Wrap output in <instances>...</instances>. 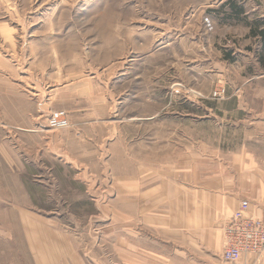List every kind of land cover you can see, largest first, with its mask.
<instances>
[{
    "label": "rangeland",
    "instance_id": "obj_1",
    "mask_svg": "<svg viewBox=\"0 0 264 264\" xmlns=\"http://www.w3.org/2000/svg\"><path fill=\"white\" fill-rule=\"evenodd\" d=\"M234 4L244 14L237 17ZM255 19H264V0H0L9 39L0 41V113L2 103L9 112L10 102H23L25 114H34L31 129L65 139L77 160L72 176L81 182L48 186L51 200L42 206L100 246L112 228L98 211L112 207L113 172L128 173L137 153L144 162L145 146L158 170L194 151L211 155L213 146L240 150L255 118L264 117V78L246 83L259 71L248 25ZM56 109L66 111L67 128L48 126ZM86 141L99 149L89 181L76 150ZM36 159L49 161L42 153ZM36 173L30 177L48 176ZM8 224L14 219L0 216V226ZM2 248L11 247L0 238ZM101 252L112 262L111 250ZM94 255H86L88 264H97Z\"/></svg>",
    "mask_w": 264,
    "mask_h": 264
},
{
    "label": "crops",
    "instance_id": "obj_2",
    "mask_svg": "<svg viewBox=\"0 0 264 264\" xmlns=\"http://www.w3.org/2000/svg\"><path fill=\"white\" fill-rule=\"evenodd\" d=\"M7 34V28L1 27L0 41L9 40ZM255 64L259 71L246 83L264 78V68ZM74 85L67 84L65 89ZM0 97L4 100L3 94ZM262 99L264 115V96ZM9 105L8 112L2 103L0 113V169L6 171L0 181V216L7 215L14 224L0 226V238L11 247L8 252L0 250V257L7 259L0 264H88L86 255L95 258L96 253L97 264H227L221 258L226 217L247 199L249 212L264 220V117L255 118V132L246 136L248 141L240 150L219 145L209 147L211 155L194 151L173 168L155 169L152 150L145 146L144 162L137 161V153L128 173L113 172L116 193L112 207L103 205L98 211L111 217L112 228L104 230L108 239L99 246L89 232L74 231L42 206L45 199L51 200L48 186L81 182L72 176L77 162L73 145L68 151L60 136L32 130L34 114H25L23 102ZM86 137L94 138L95 133L87 131ZM251 139L255 146L249 144ZM84 143L76 150L84 165L81 176L89 181L94 167L90 161L95 160L94 155L98 157L99 149L90 146V141ZM41 153L49 159L44 166L36 159ZM39 168L48 176L31 178ZM105 249L111 250L112 262L105 260L101 252ZM241 264H264V252Z\"/></svg>",
    "mask_w": 264,
    "mask_h": 264
},
{
    "label": "built area",
    "instance_id": "obj_3",
    "mask_svg": "<svg viewBox=\"0 0 264 264\" xmlns=\"http://www.w3.org/2000/svg\"><path fill=\"white\" fill-rule=\"evenodd\" d=\"M223 92V90H222ZM221 91H213L214 97ZM70 125L66 111L53 110L48 117L52 129L67 128ZM249 201H240L237 209L226 217L222 226L221 258L227 264H240L248 258L258 259L264 252V220L249 212Z\"/></svg>",
    "mask_w": 264,
    "mask_h": 264
},
{
    "label": "trees",
    "instance_id": "obj_4",
    "mask_svg": "<svg viewBox=\"0 0 264 264\" xmlns=\"http://www.w3.org/2000/svg\"><path fill=\"white\" fill-rule=\"evenodd\" d=\"M233 12L237 17L244 14V7L242 5L234 4L232 7ZM249 25V36L256 40L254 55L258 63L264 68V19H255ZM251 50V49H249ZM226 58H231L230 54ZM230 60H233L230 59Z\"/></svg>",
    "mask_w": 264,
    "mask_h": 264
}]
</instances>
